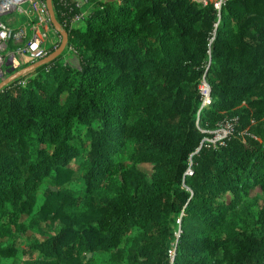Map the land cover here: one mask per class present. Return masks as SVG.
Wrapping results in <instances>:
<instances>
[{
  "label": "trees",
  "instance_id": "obj_1",
  "mask_svg": "<svg viewBox=\"0 0 264 264\" xmlns=\"http://www.w3.org/2000/svg\"><path fill=\"white\" fill-rule=\"evenodd\" d=\"M52 1L65 52L0 90V264H264V0Z\"/></svg>",
  "mask_w": 264,
  "mask_h": 264
},
{
  "label": "built area",
  "instance_id": "obj_2",
  "mask_svg": "<svg viewBox=\"0 0 264 264\" xmlns=\"http://www.w3.org/2000/svg\"><path fill=\"white\" fill-rule=\"evenodd\" d=\"M197 1L205 2V0ZM213 1L216 9L220 10L225 0ZM40 13L45 14L43 23L50 24V17L44 2L36 0H0V83L13 72L36 63L49 55V48L43 43L38 32L39 26L42 25ZM16 14L23 15L31 21L23 27H12L5 21V18ZM38 14V24H34L32 19L37 18ZM28 26L33 29V35L29 38L27 35ZM11 43L19 44L20 47L9 51ZM201 92L203 94V107H205L211 102L210 89L206 81H203L201 85ZM226 134L227 131L223 137ZM220 139L216 137L215 141Z\"/></svg>",
  "mask_w": 264,
  "mask_h": 264
},
{
  "label": "water",
  "instance_id": "obj_3",
  "mask_svg": "<svg viewBox=\"0 0 264 264\" xmlns=\"http://www.w3.org/2000/svg\"><path fill=\"white\" fill-rule=\"evenodd\" d=\"M45 3H46L48 15L50 17L52 27L61 36V39H62L59 47L54 52H52L50 55H48L46 58H44V59H42L36 63H33L31 65H28V66H26V67H24L18 71L13 72L9 76H7L0 83V90H2L9 83H11V82L31 73L33 71L37 70L38 68H40L44 65L51 63L53 60L60 57L65 52L67 45H68V34L62 28V26L60 25V23L58 22V20L56 18V14H55L54 7H53V1L52 0H45ZM90 256L91 255H89V257Z\"/></svg>",
  "mask_w": 264,
  "mask_h": 264
},
{
  "label": "crops",
  "instance_id": "obj_4",
  "mask_svg": "<svg viewBox=\"0 0 264 264\" xmlns=\"http://www.w3.org/2000/svg\"><path fill=\"white\" fill-rule=\"evenodd\" d=\"M43 16H45V14L43 13H40V18L42 20V25L39 26V29H38V32L40 34V37L43 41V43L48 47H52L54 46L58 40H59V37L57 35V32L54 30V28L52 27L51 23L50 24H46L45 22L43 23ZM38 17H39V14L37 15V18L35 17L34 19H32L34 22V24H38ZM5 21L10 24L12 27H23V26H26V24H28L29 19L23 15H20V14H16V15H12V16H8L5 18ZM27 35H28V38L29 37H32L33 35V29L31 26H28L27 27ZM11 45H13L14 47L12 48ZM10 48H9V51H13L16 50L15 48L17 47H20L19 44H15V43H11Z\"/></svg>",
  "mask_w": 264,
  "mask_h": 264
},
{
  "label": "rangeland",
  "instance_id": "obj_5",
  "mask_svg": "<svg viewBox=\"0 0 264 264\" xmlns=\"http://www.w3.org/2000/svg\"><path fill=\"white\" fill-rule=\"evenodd\" d=\"M61 40L62 39L59 38V44L61 43ZM225 132H226V127H222L220 130H218L216 132V136L220 139L221 137L224 136ZM74 167H75V165H74ZM139 168L143 172H145L146 174H148V175H151V173H152V168L149 165H141V166H139ZM46 183L47 184H50L51 181L50 180H47ZM258 193H259V190H253V191H251V197L257 195ZM29 239L30 240L31 239H34V235L31 234L30 232L26 233V238L25 239L18 238L17 244L19 246L25 247L27 245V242L29 241ZM6 264H27V262H24V260H21V259H16V260H14V262L13 261H10V262H6Z\"/></svg>",
  "mask_w": 264,
  "mask_h": 264
}]
</instances>
